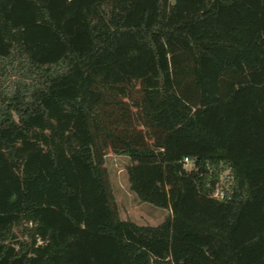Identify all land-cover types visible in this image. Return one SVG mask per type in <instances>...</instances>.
<instances>
[{"label":"trees","instance_id":"1","mask_svg":"<svg viewBox=\"0 0 264 264\" xmlns=\"http://www.w3.org/2000/svg\"><path fill=\"white\" fill-rule=\"evenodd\" d=\"M0 264H264V0H0Z\"/></svg>","mask_w":264,"mask_h":264},{"label":"rangeland","instance_id":"2","mask_svg":"<svg viewBox=\"0 0 264 264\" xmlns=\"http://www.w3.org/2000/svg\"><path fill=\"white\" fill-rule=\"evenodd\" d=\"M126 164L125 156L110 152L105 156L104 166L117 204L119 218L132 221L137 225L158 224L167 214V210L136 199L128 187L124 170Z\"/></svg>","mask_w":264,"mask_h":264},{"label":"built area","instance_id":"3","mask_svg":"<svg viewBox=\"0 0 264 264\" xmlns=\"http://www.w3.org/2000/svg\"><path fill=\"white\" fill-rule=\"evenodd\" d=\"M184 168H187V165L190 167L191 161L187 157L182 158ZM188 167V168H189ZM213 195L217 198H221L223 196L222 190L220 188H216L213 192Z\"/></svg>","mask_w":264,"mask_h":264}]
</instances>
